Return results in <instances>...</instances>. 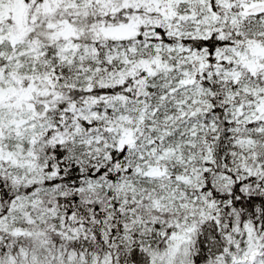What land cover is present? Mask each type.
Masks as SVG:
<instances>
[{
  "label": "snow or ice",
  "instance_id": "1",
  "mask_svg": "<svg viewBox=\"0 0 264 264\" xmlns=\"http://www.w3.org/2000/svg\"><path fill=\"white\" fill-rule=\"evenodd\" d=\"M0 264H264V0H0Z\"/></svg>",
  "mask_w": 264,
  "mask_h": 264
}]
</instances>
